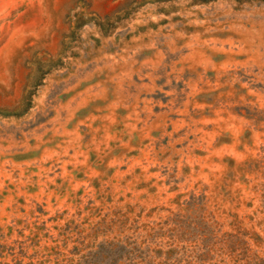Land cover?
<instances>
[{
    "label": "rangeland",
    "instance_id": "rangeland-1",
    "mask_svg": "<svg viewBox=\"0 0 264 264\" xmlns=\"http://www.w3.org/2000/svg\"><path fill=\"white\" fill-rule=\"evenodd\" d=\"M0 264H264V0H0Z\"/></svg>",
    "mask_w": 264,
    "mask_h": 264
}]
</instances>
